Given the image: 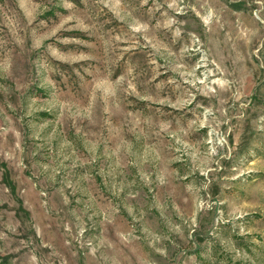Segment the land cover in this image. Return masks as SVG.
<instances>
[{
	"label": "rangeland",
	"instance_id": "374dc122",
	"mask_svg": "<svg viewBox=\"0 0 264 264\" xmlns=\"http://www.w3.org/2000/svg\"><path fill=\"white\" fill-rule=\"evenodd\" d=\"M0 264H264V0H0Z\"/></svg>",
	"mask_w": 264,
	"mask_h": 264
}]
</instances>
